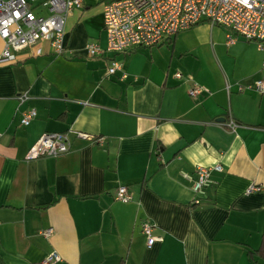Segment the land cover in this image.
<instances>
[{"label":"crops","instance_id":"1","mask_svg":"<svg viewBox=\"0 0 264 264\" xmlns=\"http://www.w3.org/2000/svg\"><path fill=\"white\" fill-rule=\"evenodd\" d=\"M88 43L106 46L99 0L68 14L61 54L41 41L40 54L29 48L0 65V264L50 253L54 264H264L254 255L264 230V93L238 89L264 79V54L205 21L126 53L90 57ZM112 61L125 78L107 73ZM193 83L206 91L190 97ZM30 108L36 115L21 126ZM228 113L234 132L221 125ZM48 132L66 133L70 150L25 159ZM196 167L211 180L198 204L182 177L194 179ZM251 185L260 190L246 193ZM119 186L129 201L115 199ZM143 223L156 237L150 247Z\"/></svg>","mask_w":264,"mask_h":264},{"label":"built area","instance_id":"2","mask_svg":"<svg viewBox=\"0 0 264 264\" xmlns=\"http://www.w3.org/2000/svg\"><path fill=\"white\" fill-rule=\"evenodd\" d=\"M102 5V23L106 34V46L100 48L96 43H88L85 50L90 57L104 52L126 53L136 47H152L161 44L177 33L187 30L200 22L210 26H221L246 41L255 43L256 48L264 54V0H99ZM82 0H0V40L2 51L0 65L13 63L17 54L26 49H34L35 54L41 50L36 48L41 41H48L55 54L63 51L64 23L68 14L81 5ZM235 38L226 35V43L232 44ZM264 68V59H262ZM120 72L125 78L120 63L112 61L107 68L108 74ZM175 76L180 78V73ZM254 90L264 93V79L254 80L246 87L238 85V89ZM206 89L193 83L188 89L190 97H196ZM20 103L28 100V95L17 96ZM36 112L30 108L22 113L21 126H27ZM234 132L238 123L230 113L221 124ZM76 137L92 140L85 133H75ZM101 142V139H96ZM70 140L66 133H43L29 148L25 159L38 157H56L70 150ZM216 169H220L218 166ZM182 177L191 181L194 194L193 203L203 199L205 190L211 185L209 169L196 167L195 178L191 179L182 173ZM260 190L251 185L246 193ZM118 201H129L131 195L125 186H119L115 192ZM152 226L142 225V233L146 236V246L156 241L152 234ZM51 229L42 232L48 236ZM60 260L56 253H50L38 264H54Z\"/></svg>","mask_w":264,"mask_h":264},{"label":"trees","instance_id":"3","mask_svg":"<svg viewBox=\"0 0 264 264\" xmlns=\"http://www.w3.org/2000/svg\"><path fill=\"white\" fill-rule=\"evenodd\" d=\"M254 255L264 259V230H262L261 244L259 248L254 251Z\"/></svg>","mask_w":264,"mask_h":264},{"label":"rangeland","instance_id":"4","mask_svg":"<svg viewBox=\"0 0 264 264\" xmlns=\"http://www.w3.org/2000/svg\"><path fill=\"white\" fill-rule=\"evenodd\" d=\"M241 38V37H240Z\"/></svg>","mask_w":264,"mask_h":264}]
</instances>
